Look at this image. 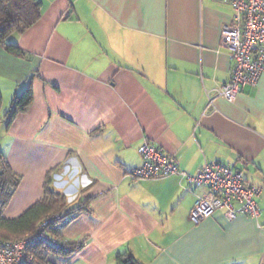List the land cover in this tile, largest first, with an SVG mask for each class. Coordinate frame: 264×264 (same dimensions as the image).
Wrapping results in <instances>:
<instances>
[{"label":"crops","instance_id":"1","mask_svg":"<svg viewBox=\"0 0 264 264\" xmlns=\"http://www.w3.org/2000/svg\"><path fill=\"white\" fill-rule=\"evenodd\" d=\"M39 19L0 43V151L21 175L4 210L15 217L40 199L46 174L74 216L61 236L81 244L53 262L264 264V71L234 101L222 27L227 0H40ZM33 100L9 121L13 99ZM149 141L197 174L205 161L247 170L260 186L258 217L224 210L194 222L205 186L182 174L133 179ZM83 206L79 207V204Z\"/></svg>","mask_w":264,"mask_h":264},{"label":"built area","instance_id":"2","mask_svg":"<svg viewBox=\"0 0 264 264\" xmlns=\"http://www.w3.org/2000/svg\"><path fill=\"white\" fill-rule=\"evenodd\" d=\"M233 7V18L222 27L224 47L230 49L233 67L231 78L218 93L234 101L242 86L257 83L264 71V0H227ZM143 157L140 166L127 174L133 179H149L182 174L192 186H205L190 210V218L199 222L215 210H224L228 218L239 214L258 217L261 206L257 199L260 186L248 182L247 170L235 168L222 161H205L197 174L182 171L178 158L155 143L145 141L139 146ZM74 216L70 205L52 212L38 222L33 232L21 239H0V264H26L40 253V245L55 247L67 242L61 236L62 227ZM80 243L76 248L80 247ZM53 264H76L53 262Z\"/></svg>","mask_w":264,"mask_h":264},{"label":"trees","instance_id":"3","mask_svg":"<svg viewBox=\"0 0 264 264\" xmlns=\"http://www.w3.org/2000/svg\"><path fill=\"white\" fill-rule=\"evenodd\" d=\"M40 14V0H0V43L14 54L24 55V51L17 44L7 41V38L15 31H25L39 19ZM32 100L33 89L30 84L13 99L11 109L7 113L9 121L18 112L25 110ZM54 171L55 168L46 174L43 196L19 215L8 217L4 210L21 182V175L14 171L0 151V239L23 238L33 232L45 216L60 211L69 204L67 195L51 186ZM80 206L83 205L80 203ZM66 242L58 247L42 243L37 257L26 264H53L51 259H48V255L52 253L65 257L71 255L78 244ZM117 260L120 264H142L132 254L118 253Z\"/></svg>","mask_w":264,"mask_h":264},{"label":"rangeland","instance_id":"4","mask_svg":"<svg viewBox=\"0 0 264 264\" xmlns=\"http://www.w3.org/2000/svg\"><path fill=\"white\" fill-rule=\"evenodd\" d=\"M8 39H9V38H8ZM8 39H7V41H9ZM20 93H21V92H20Z\"/></svg>","mask_w":264,"mask_h":264}]
</instances>
